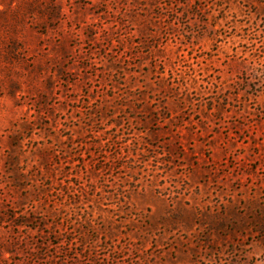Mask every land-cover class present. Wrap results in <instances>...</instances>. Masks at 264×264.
<instances>
[{"label": "rangeland", "instance_id": "374dc122", "mask_svg": "<svg viewBox=\"0 0 264 264\" xmlns=\"http://www.w3.org/2000/svg\"><path fill=\"white\" fill-rule=\"evenodd\" d=\"M0 264H264V0H0Z\"/></svg>", "mask_w": 264, "mask_h": 264}]
</instances>
